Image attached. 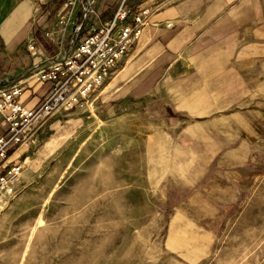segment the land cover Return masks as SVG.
Listing matches in <instances>:
<instances>
[{"label":"rangeland","instance_id":"rangeland-1","mask_svg":"<svg viewBox=\"0 0 264 264\" xmlns=\"http://www.w3.org/2000/svg\"><path fill=\"white\" fill-rule=\"evenodd\" d=\"M49 9L74 30L56 2L0 0V79L30 74L3 69L10 23ZM141 86L123 102L103 88L19 152L0 264H264V33L210 28Z\"/></svg>","mask_w":264,"mask_h":264},{"label":"crops","instance_id":"crops-1","mask_svg":"<svg viewBox=\"0 0 264 264\" xmlns=\"http://www.w3.org/2000/svg\"><path fill=\"white\" fill-rule=\"evenodd\" d=\"M119 1H96L101 21L113 17ZM162 1L128 0L127 6L132 12L149 7L154 14L134 45L132 53L122 59L115 70V77L102 91L100 97L103 102H123L136 97V91L142 89L141 85L149 76L159 74L162 67L171 64L181 55L197 52V42L205 37L210 28L218 40L222 35H228L230 40H235L251 31L259 35L264 33V0ZM63 2L56 1L60 14L64 10ZM43 7L49 8L51 5L46 4ZM50 10L42 14L36 26L29 21L30 12L25 21L23 18L16 24L10 23V31L8 27L2 37L7 46L5 51L10 64L2 65L3 69H13L15 74L25 76L43 59L66 56L71 52L75 31L61 26L59 23L64 22H61L62 18L47 21ZM47 30H52L54 36H50ZM30 40L35 43V56L27 49ZM5 79L7 78L0 80ZM28 82L30 84L26 86ZM15 83L18 82L13 79L3 81L2 86L12 87ZM19 83L23 84L19 101L28 109L39 108L52 88L51 83H41L28 78ZM27 95L28 100H24ZM1 123L4 127L0 125V135L6 131V125L0 118Z\"/></svg>","mask_w":264,"mask_h":264},{"label":"built area","instance_id":"built-area-1","mask_svg":"<svg viewBox=\"0 0 264 264\" xmlns=\"http://www.w3.org/2000/svg\"><path fill=\"white\" fill-rule=\"evenodd\" d=\"M56 1L34 0L38 7L52 6ZM63 1V7L72 12L67 15L75 31L72 50L66 56L43 59L29 70L28 79L52 84L43 104L37 109L26 108L19 101L23 84L4 87L2 82L12 77L0 80V118L6 125L5 133L0 135V211L17 195L24 166L18 161L19 152L39 144L42 129L53 117L86 106L107 86L154 14L149 7L132 12L128 0H120L113 17L101 21L97 0ZM77 16L79 24H75ZM27 49L36 55L33 40Z\"/></svg>","mask_w":264,"mask_h":264}]
</instances>
